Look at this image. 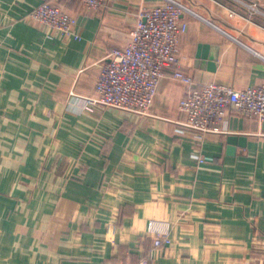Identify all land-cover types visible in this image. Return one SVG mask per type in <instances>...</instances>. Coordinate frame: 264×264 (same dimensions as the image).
<instances>
[{"label": "crops", "instance_id": "obj_1", "mask_svg": "<svg viewBox=\"0 0 264 264\" xmlns=\"http://www.w3.org/2000/svg\"><path fill=\"white\" fill-rule=\"evenodd\" d=\"M175 1L188 21L179 60L196 85L264 83V14ZM239 1L264 13V0ZM39 4L0 0V264H264V122L227 113L226 131L200 138L170 74L145 116L89 113L71 95L94 94L100 63L163 0H107L96 14L66 3L77 40L31 23ZM165 231L171 244L155 248Z\"/></svg>", "mask_w": 264, "mask_h": 264}, {"label": "built area", "instance_id": "obj_2", "mask_svg": "<svg viewBox=\"0 0 264 264\" xmlns=\"http://www.w3.org/2000/svg\"><path fill=\"white\" fill-rule=\"evenodd\" d=\"M235 1L248 7L251 15L264 14L258 3L247 5ZM72 2L96 14L105 8L107 0H40L27 18L31 23L45 27L49 37L60 35L66 40L80 39L75 31L77 18L64 8V4ZM184 11V6L175 0L143 7L127 43L113 48L109 60L100 63L94 94L79 96L71 93L83 100V110L93 113L96 106H102L148 115L161 79L170 74L188 88L178 108L187 117L185 126L197 131L200 138L208 133L226 131L227 113L264 122V83L241 90L214 82L198 86L183 70L179 44L188 29V21L182 18ZM236 15V12H230L231 17ZM199 161L205 159L200 156ZM152 239L155 248L172 242L168 231L156 233ZM140 264L149 262L141 259Z\"/></svg>", "mask_w": 264, "mask_h": 264}]
</instances>
